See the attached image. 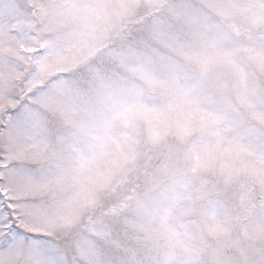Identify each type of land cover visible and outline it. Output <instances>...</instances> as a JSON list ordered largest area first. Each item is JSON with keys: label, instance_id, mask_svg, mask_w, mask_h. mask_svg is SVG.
Instances as JSON below:
<instances>
[{"label": "snow or ice", "instance_id": "6c2138e0", "mask_svg": "<svg viewBox=\"0 0 264 264\" xmlns=\"http://www.w3.org/2000/svg\"><path fill=\"white\" fill-rule=\"evenodd\" d=\"M0 264H264V0H0Z\"/></svg>", "mask_w": 264, "mask_h": 264}]
</instances>
